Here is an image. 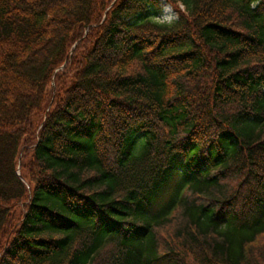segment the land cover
Returning a JSON list of instances; mask_svg holds the SVG:
<instances>
[{
    "label": "trees",
    "instance_id": "1",
    "mask_svg": "<svg viewBox=\"0 0 264 264\" xmlns=\"http://www.w3.org/2000/svg\"><path fill=\"white\" fill-rule=\"evenodd\" d=\"M0 264H264V0H0Z\"/></svg>",
    "mask_w": 264,
    "mask_h": 264
},
{
    "label": "rangeland",
    "instance_id": "2",
    "mask_svg": "<svg viewBox=\"0 0 264 264\" xmlns=\"http://www.w3.org/2000/svg\"><path fill=\"white\" fill-rule=\"evenodd\" d=\"M164 18L167 20H173L177 18V11L170 5H166L164 2Z\"/></svg>",
    "mask_w": 264,
    "mask_h": 264
}]
</instances>
